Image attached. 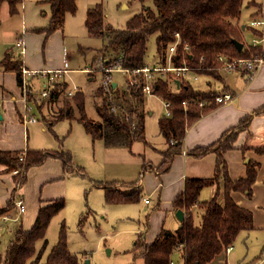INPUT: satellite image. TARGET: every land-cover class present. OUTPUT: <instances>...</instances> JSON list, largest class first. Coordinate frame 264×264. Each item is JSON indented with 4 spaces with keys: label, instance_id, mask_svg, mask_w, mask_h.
Returning a JSON list of instances; mask_svg holds the SVG:
<instances>
[{
    "label": "trees",
    "instance_id": "obj_1",
    "mask_svg": "<svg viewBox=\"0 0 264 264\" xmlns=\"http://www.w3.org/2000/svg\"><path fill=\"white\" fill-rule=\"evenodd\" d=\"M23 0H0L8 5V12L13 15L19 11ZM77 0H48L50 16L48 23L34 30L50 34L63 26L67 13H74ZM143 1V0H141ZM153 7L143 6L125 22L124 28H116L105 22L104 6L95 2L87 8L84 19L87 34L92 36L107 33L108 44L100 51L110 48L119 52L113 62L124 69H137L145 66L144 57L147 50L149 36L155 34V52L158 56L155 62L160 66H180L185 64L198 72L206 73L214 78L221 79L219 69L223 61L218 56L232 58L264 57V48L261 45H252L242 37V27L238 23L243 0H152ZM246 28V25H244ZM174 33L178 34L176 38ZM255 37L262 35L255 28H251ZM236 39L242 43L241 50H237L232 42ZM176 41V48L169 51V44ZM187 45L188 49L183 47ZM105 64L112 60L103 56ZM24 68L20 56L9 53L0 59V69L14 71L17 82L21 85L22 69ZM250 71H248L249 74ZM48 74V73H47ZM253 73H250V76ZM51 79L44 84L48 89L42 102L55 109L45 119L47 129L58 141L57 148L45 149H0V165L4 172L20 171L19 178H14L15 187L11 190L5 204L0 205V217L14 207V191L26 179V171L32 165L41 164L47 157H57L62 162V175H86L82 166L74 165L73 155L69 149L63 148L65 135L59 137L54 133V125L61 120H75L81 123L84 131L91 140H102L105 146H118L130 149L133 141L144 140V111L139 110L138 103L142 104L140 93L130 88L133 99L127 96L123 89L116 88L112 95L114 102L123 107L124 111L113 112L110 102L99 83L90 91L93 110L97 115L94 119L87 114L86 95L77 89L72 96L66 95L67 82L63 79ZM177 79L178 86L174 82ZM153 92L163 100L170 102L171 115L161 116L158 119V128L165 138L169 148L164 152L165 160L172 153L179 152L186 129L199 117L217 107L216 95L221 90L213 88L203 90L196 88L190 81L176 78L167 72L165 78L158 77L153 82ZM61 95V96H60ZM30 96V95H28ZM189 104L183 105L182 101ZM203 100V105L197 101ZM54 105V106H51ZM42 105L37 108L40 109ZM251 115L242 117L238 124L216 141L206 146H196L186 153L194 157H202L208 152L216 155L214 174L207 178H186L182 191L174 198V208L184 213L180 226L176 229L161 227L153 239L147 242L141 235L134 241V254L143 259V264H169L174 253L180 254L182 264H209L212 259L224 251V247L233 244L238 233L254 227V217L251 209L239 204L233 197V191H240L246 196L253 193V185L257 179L260 162L246 159L245 174L231 177L224 154L234 147L237 133L247 126ZM257 154L264 157V145L251 146ZM22 156V159H20ZM264 167V160H263ZM222 180L224 196L221 201L217 195L199 200L200 190L207 185ZM264 184V176H263ZM122 183L127 189L115 185ZM136 182L124 183L117 180H92L95 187L103 190L105 203L137 202L142 198L141 186ZM65 205L63 197L50 200V203L39 206L35 219L29 228L18 224L13 236L8 240L4 257L0 264H82L78 256L68 247L67 225L59 222L56 241L47 251L46 229L52 216L58 213ZM202 209L200 223L195 225L192 217V207ZM264 210V206H263ZM83 215L78 218L82 224ZM41 240L37 248L36 242Z\"/></svg>",
    "mask_w": 264,
    "mask_h": 264
},
{
    "label": "rangeland",
    "instance_id": "obj_2",
    "mask_svg": "<svg viewBox=\"0 0 264 264\" xmlns=\"http://www.w3.org/2000/svg\"><path fill=\"white\" fill-rule=\"evenodd\" d=\"M76 2L75 12L67 13L63 26L52 33L46 34L45 32L26 29L30 38L29 47L31 48L28 51L30 53L27 55L30 61L39 62L38 65L41 68L38 69V75L46 71H50L49 74L53 75L52 69L57 65L62 66L63 59L67 60L68 66L64 73L60 72L58 80H65L68 90L74 87L83 90L86 95L87 114L96 119L97 115L93 110L90 91L101 83L103 78V70L101 68L116 64L113 62V58L118 57L119 52H114L110 48H107L104 52L100 51L108 44L107 33L104 30L103 35L100 36L87 34L84 25L86 10L95 2H101L104 6L105 22L116 28H124L125 22L129 17L140 11L143 6L152 8L153 2L152 0H77ZM5 5V3L2 4L3 10ZM242 6H244V3H242ZM243 23L241 22V24ZM243 33V40L249 42L251 34L248 26L243 30ZM154 38L155 34H152L148 38L147 50L144 57L145 65H152L158 59L155 52ZM8 40L14 42L16 41V37L12 36ZM12 49L15 54L21 56L20 58H24L20 54L21 51L19 52L18 47L13 46ZM103 56L112 60L109 62L110 64H105L102 60ZM47 63H53V65L48 66ZM167 64L169 67L171 66L169 62ZM46 67H51V69L46 70ZM23 70L27 69L23 68ZM125 75L123 71L114 70L112 72V77L118 84L124 83ZM195 75L196 79L191 78V83L202 89L215 87L222 83L232 85L236 79L235 73L227 70H220L223 82L206 73H197ZM30 80L32 81V76L29 77V83ZM53 80L56 79L53 78ZM50 82L51 80L48 81V78H43L37 86H28L25 91L27 97L23 96L24 101L26 98L30 101L28 105L31 108L28 113L38 118L36 122H30L25 125V142H27L26 147L28 148H34L33 145H43L35 148L45 149L57 145V140L45 125V119H48L50 112L57 105H51L54 107L49 109L45 105V102H42L45 98L39 97L44 84H49ZM37 98L39 99L38 102L36 101ZM45 101L47 100L45 99ZM15 103V108L12 105L9 114H6L5 110L3 111L0 108L3 112L4 120H19L17 115L22 113L24 104L22 107V104L18 101H15ZM142 103V110L144 107V137L156 145L159 140H165L158 128V118L164 116L166 110L163 99L155 94H151L144 96ZM37 105H42V107L38 109ZM9 123L11 124L12 122L10 121ZM5 128V134H13L14 130L11 129V126L5 124ZM53 129L54 133L59 137L66 134L63 139V147L71 151L74 162L84 167L86 175H67L64 178L66 182L63 193L65 205L58 213L52 216L48 223L45 235L48 244L45 251L56 241L59 222L63 220L67 225L68 247L78 256L82 264H143V259L134 254L133 246L137 235L139 233L146 235L149 230L148 218L150 217L148 213L152 214L153 210H155L153 198H150L151 202L147 204L143 202L142 198L137 202L105 203L103 190L92 184V180H118L120 182L134 180L138 175L137 166L132 163H121L118 154H109L102 140L96 139L92 141L90 136L84 131L81 123L75 120H71V122L67 119L61 120L54 125ZM48 143H51L53 146H44L48 145ZM143 147V140H135L130 149L135 153V151H139L138 149ZM20 171L14 170L12 172L14 178L15 174L16 178H19ZM25 182L19 184L15 188V192L22 188ZM115 185L119 186L122 183L116 182ZM14 187L15 183L13 181L10 189L12 190ZM41 187L42 185L39 183L32 185L31 193H39ZM19 192L22 195V190ZM20 195H17L15 200L22 198ZM144 195L142 193V196ZM254 196L255 193L253 192L251 196L247 197L250 200ZM24 204L25 201L23 199ZM263 206H255L253 210L255 216L258 214L256 212L257 209L263 210ZM192 213L193 222L195 225H198L202 209L194 207ZM5 214L7 215L6 220H2L0 217V263L4 257L6 244L13 236L15 227L21 222L24 224V221L21 220L24 211L19 213L15 205ZM81 214L84 219L82 224L79 225L78 218ZM147 221L148 226L146 224ZM166 225H170L171 227L174 223L168 218ZM2 228H4L3 231ZM40 245L41 240H38L36 247L38 248ZM172 259L177 264H182L180 254L174 253ZM222 261L224 262L222 263ZM225 263L264 264V224L256 223L253 228L240 231L231 249L227 253L221 252L220 255L212 260V264Z\"/></svg>",
    "mask_w": 264,
    "mask_h": 264
},
{
    "label": "crops",
    "instance_id": "obj_3",
    "mask_svg": "<svg viewBox=\"0 0 264 264\" xmlns=\"http://www.w3.org/2000/svg\"><path fill=\"white\" fill-rule=\"evenodd\" d=\"M3 3L6 4L4 10L2 9ZM3 3L0 7V59L6 52L14 56H19L15 54L12 49L13 46L16 47V41L13 42L12 40H8V38L11 39L12 36H14L16 37V40H22V46H19L18 48L19 52L21 51L20 54H22V57H24L21 58L24 69L36 70L38 72V69L41 68V66L38 65L39 62L35 63L30 61L27 55L30 53L28 51H30L31 48L29 47L30 38L26 29L34 30L35 28L43 27L48 23L50 16V4L48 0H23L20 4L19 11L13 15L9 14L7 3ZM243 3L244 6L241 8L238 19L239 25L241 22H244L241 26L246 25V22L250 18L262 19V23L256 26L255 29L264 34V0H243ZM246 28L245 26L242 27L243 37V30ZM249 30L252 37L251 28H249ZM65 61L67 60L63 59L62 66L57 65L53 69L61 70V73H64L68 66V63L67 65H64ZM47 64L48 66L53 65V63ZM49 69H51V67H46V70ZM220 70L223 69L220 68L219 73ZM86 71L88 70L86 69ZM41 73L40 75H28L27 85L34 87L37 86L43 78H48L49 81L51 78L59 77V75L54 76L49 73L47 74V71L45 75H42ZM197 73L202 72H196V74ZM232 73H235L236 77L232 85L229 83H222L215 87H207L203 89L207 90L213 88L215 90H221V92L228 91L232 94V97L226 102L220 103L217 107L202 115L189 125L186 129L179 152L172 153L168 159L165 160L164 158V152L169 148V144L166 143L165 140H159L156 145H154L151 140H147L146 137H144V147L138 149L139 151L134 150L135 153L131 151L132 149L128 150V148L121 146H105L109 154L113 153L120 156L121 163H132L137 166V177L134 180L128 182L125 181L124 183L137 181L136 184L141 186L142 193L145 194L142 196L143 202L146 204L150 203L152 198L155 202V210H153L152 214L148 213L150 217L148 218V232L146 235L139 233L137 237L141 235L147 242L151 241L160 228L165 227L168 218L174 223V225H171V227L170 225H166L165 228L176 229L180 226V221L174 213L176 212V209L173 206L174 198L182 191L186 178L212 177L216 161V155L214 152H208L202 157H194L186 153V151L196 146H206L216 142L224 132L228 131L229 133L230 130L238 124L239 120L248 114H250L251 117L247 122V126L237 133L234 147L227 150L224 157L229 168V174L233 178L245 174L244 163L246 159L250 158L260 162L261 165L257 171V179L253 185V192L255 193L253 199L249 200V198L240 191H233L231 194L239 204L252 210L254 224H264V210L257 209L256 212H258V214L256 216L253 211L255 206L262 207L264 205V184L262 180L264 176V157L250 148L251 146L264 145V61L257 66L251 76H248V70L245 68L236 69L232 71ZM30 76H32V81L30 80L29 83ZM219 80L223 82V78ZM113 81H115V79ZM115 87L119 89L121 88L117 81H115L113 88L115 89ZM15 101L21 103L23 107L24 99L22 84H18L14 71L0 69V108H2L3 111L5 110L6 114H9L12 105L15 108ZM141 109L142 107L139 108V110ZM23 112L25 113L24 107L22 113L17 115L19 120H4L3 112L0 109L2 115V118L0 119V149L21 150L28 148L26 147L27 142H25V125L32 121L25 122L23 120ZM10 121L12 122L11 124L9 123ZM5 124L11 126V129L14 130L13 134H5ZM56 143L57 145L51 148H57L59 143L58 141H56ZM33 146L34 149H36L38 146L43 145ZM44 146L53 145L48 143V145ZM74 165L77 164L74 162ZM13 175L12 172H4L3 166L0 165V205L5 204L10 196V188L14 181ZM65 177L66 176L62 175L61 159L57 157H47L41 164L32 165L28 168L26 171V182L22 188L13 193L15 199L17 195H20L19 191L22 190V195L20 196L22 197V200L24 199L25 206L24 215L21 219L24 221V224L22 222L21 224L24 228H29L32 225L39 206L46 205L50 203L51 199L57 197L64 198L63 193L66 184L64 180ZM37 183L42 185V187L39 189V193L33 194L31 193V187ZM120 187L127 189L123 185H120ZM215 195H217L218 201L223 199L224 188L222 180L218 183L204 186L200 190L199 200L209 199ZM144 199H147V201ZM193 208L194 207H192V209ZM146 224L148 226V221ZM3 230L4 228H2V231ZM218 255H220V253ZM214 258L212 260H214ZM223 262L224 261H222V263ZM209 264H212V261Z\"/></svg>",
    "mask_w": 264,
    "mask_h": 264
},
{
    "label": "built area",
    "instance_id": "obj_4",
    "mask_svg": "<svg viewBox=\"0 0 264 264\" xmlns=\"http://www.w3.org/2000/svg\"><path fill=\"white\" fill-rule=\"evenodd\" d=\"M247 26L249 28H255L256 26L260 25L262 23V19H253L250 18L246 22ZM174 36L177 38L178 34L174 33ZM250 44L252 45H261L262 48H264V34H262L259 37L252 36L251 40L249 41ZM176 41H172L168 48L170 52H173L176 48ZM15 46L19 47L22 46V40H16ZM184 50L188 49V46L185 45L183 47ZM219 60L223 61L222 69L227 70L229 72H232L236 69L239 68H245L249 72L248 76H250V73H253L257 66L261 64L264 61V57H257V58H232L230 60L227 59L226 56H218ZM64 65H67V61L64 62ZM103 70V78L101 80V85L102 88L110 102V109L113 112L116 111H124L125 109L121 107L119 104H116L114 102V99L112 97L114 93V88L112 86L113 82V77H112V72L115 71H123L125 72L124 76V83L120 84L121 89L125 90L127 92V96H129L131 99H133L132 96V91L130 88H133L136 92L140 93L142 99L144 98L145 95H151L154 94L153 92V82L157 80L158 77L165 78L167 75V72H171L176 78H182L183 80H187L191 82V78L196 79V69L190 66H187L185 64H181L180 66H160L157 64H152V65H145L144 67L129 70V69H122L119 67L117 64L114 65H107L106 67L101 68ZM53 75H59L61 70H53ZM38 72L36 70H23L22 71V76H21V84H22V89H23V96H26L25 91L27 90V76L30 74H37ZM49 73V72H47ZM42 75H45L46 72L41 73ZM53 79V78H51ZM49 89V87H48ZM48 89H42L39 93V97H45L47 95ZM79 89L78 87H74L72 89H69L66 93L68 96H72L74 92ZM27 97V96H26ZM232 97V94L228 91H223L219 95H216L214 100L215 102L218 103H223L229 100ZM36 101L38 102L39 99L37 98ZM30 101L26 100L24 101V110L25 113L23 114V120L26 121H37V118L28 112L30 111V105H28ZM164 106H165V116H170L171 115V109H170V102L168 100H163ZM183 105L189 104L188 100H183L182 101ZM198 105H203L204 101L199 100L197 101ZM138 107H141V104H138ZM20 159H22V156H20ZM16 171V170H15ZM147 201V199H144ZM15 208L17 211L23 212L24 211V205H23V200L21 198H17L15 200ZM7 215L2 216V220H6ZM231 249V245H227L224 247V252H228ZM169 264H177L173 259L169 261Z\"/></svg>",
    "mask_w": 264,
    "mask_h": 264
},
{
    "label": "water",
    "instance_id": "obj_5",
    "mask_svg": "<svg viewBox=\"0 0 264 264\" xmlns=\"http://www.w3.org/2000/svg\"><path fill=\"white\" fill-rule=\"evenodd\" d=\"M241 27H244L243 25ZM232 42L234 43V45L236 46L237 50H241L242 48V43L236 39H233ZM176 83V86H178V80L175 79L174 81ZM115 85V81L112 82V86ZM2 118V115L0 113V119ZM175 215L176 217L178 218L179 221H182L183 220V217H184V213L181 209H177L176 212H175Z\"/></svg>",
    "mask_w": 264,
    "mask_h": 264
}]
</instances>
